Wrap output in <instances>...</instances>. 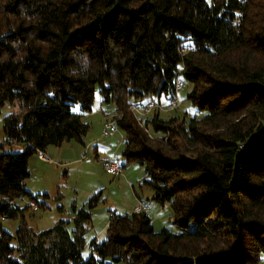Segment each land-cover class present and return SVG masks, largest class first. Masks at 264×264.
Returning <instances> with one entry per match:
<instances>
[{"label":"trees","instance_id":"16d2710c","mask_svg":"<svg viewBox=\"0 0 264 264\" xmlns=\"http://www.w3.org/2000/svg\"><path fill=\"white\" fill-rule=\"evenodd\" d=\"M96 91L115 108L123 169L143 168L148 201L170 205L177 231L110 213L84 258L101 192L41 231L21 202L46 209L26 189L29 159L84 145ZM176 97L167 113L129 111ZM182 101L193 115H172ZM6 105L0 264H264V0H0V114ZM4 220L19 221L13 234Z\"/></svg>","mask_w":264,"mask_h":264},{"label":"rangeland","instance_id":"374dc122","mask_svg":"<svg viewBox=\"0 0 264 264\" xmlns=\"http://www.w3.org/2000/svg\"><path fill=\"white\" fill-rule=\"evenodd\" d=\"M184 111L191 115L195 113L194 108L188 102L182 101L179 110L174 111L172 115ZM11 112L9 105H6L1 111L0 143H3L4 140L3 118ZM114 113L113 104H103L98 91H96L92 111L83 118V121L89 125V130L83 140L84 143L99 140L96 143L100 149L98 159L95 158L90 148L87 159L73 163L63 164L64 162L59 157L50 152L47 156L52 160L51 163H43L36 156H32L29 163L30 177L26 181V189L34 195L46 194L48 196L44 199L45 210H39L38 207L34 216H31L32 210H29L27 214L26 223L35 231L51 228L59 220H71L72 204L79 208L96 193H102L104 201L93 210L91 226L85 235L84 258L90 256L89 244L93 237L96 236L98 242L106 238V227L110 213L129 214L133 207L140 204H147L155 231L161 229H167L171 232L177 231L173 224V213L170 205L165 204L160 207L148 201L152 191L142 184L144 178L142 167L136 163H130L122 170L119 177L107 175L103 170L101 160L112 155L122 136L119 130L114 134V138L112 137L113 134L106 138L100 136L104 117H113ZM166 115L169 116L163 114L164 117H167ZM198 115L199 117L203 116V114ZM115 140L117 142L114 143ZM118 159L123 163L120 157ZM57 197H60L61 201L57 200ZM137 197L144 203L137 202ZM38 198L42 200L41 197ZM21 204L25 205L26 202H21ZM58 207H62V212L59 211ZM18 225V220L3 221V229L11 234L15 232ZM71 227L72 225H70Z\"/></svg>","mask_w":264,"mask_h":264},{"label":"built area","instance_id":"2783aa9c","mask_svg":"<svg viewBox=\"0 0 264 264\" xmlns=\"http://www.w3.org/2000/svg\"><path fill=\"white\" fill-rule=\"evenodd\" d=\"M178 89L179 90L183 89L182 83L178 84ZM179 104H180L179 98L176 97L174 100L171 101L169 106H167L166 108L159 106L155 102L148 101L147 103H145L144 105H141L140 107L135 106V105L131 106L129 108V111L133 114V116L136 119H138L139 117L142 118L143 116H147L156 110H160L161 112H164V111L170 112L174 110L176 107H178ZM117 132L118 130H117L115 119H110L104 122L102 129H101L100 136L101 138H106V137H109L111 134H116ZM166 135H168V132H166ZM167 137L164 138L163 140L164 143ZM36 155H37V158L41 161L48 162V163L52 162V160L46 155H44L42 152H38ZM84 158H85V154L82 157V159ZM102 166H103V170L105 171V173L113 177H119L123 170L121 162L118 161L117 159L106 161L102 164ZM26 205H28L33 212L38 211V206L34 202L26 201ZM139 211L148 213V207L145 206L144 204H140L133 208V212H139Z\"/></svg>","mask_w":264,"mask_h":264},{"label":"crops","instance_id":"0c3cea01","mask_svg":"<svg viewBox=\"0 0 264 264\" xmlns=\"http://www.w3.org/2000/svg\"><path fill=\"white\" fill-rule=\"evenodd\" d=\"M110 119H112V117H104V120L102 121L103 122L102 123V126H103V124H104V122L106 120H110ZM112 137L114 138L115 135L112 136ZM122 141H123V137L121 136V141L118 143V145L114 149V152L112 153V155L109 156V157H107V159H105V160H101V163L102 164L104 162H106V161H111V160H114V159L119 160L118 158L120 157V152H121V149H122ZM97 142H99V140L98 141H95V142L94 141H90L89 143H84V145H81V144H79V143H77L75 141H70V142L64 143L60 147H50L43 154L47 156V154L50 152V153H52V155L59 157L64 162L63 164H68L70 162L73 163V162H77V161H80V160L87 159V154L89 152V149L91 148L92 149V152H93V154L95 156V158L98 159V157L100 156L99 155L100 149L96 145ZM115 142H117V140H115L114 143ZM112 144H113V142H112ZM84 154H85V158L82 159V157L84 156ZM33 156H36L37 157L36 154L33 155ZM30 160H31V158L29 159V163H30ZM39 161H41V160H39ZM41 162L48 163V162H44V161H41ZM137 198H138L137 202H139L140 199H139V197H137ZM140 202L141 203H144V201H140ZM144 205L147 206L146 203H144ZM131 212H133V210H131ZM92 239H97V238L95 236Z\"/></svg>","mask_w":264,"mask_h":264}]
</instances>
